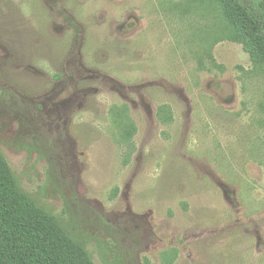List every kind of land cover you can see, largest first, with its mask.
Instances as JSON below:
<instances>
[{
	"label": "rangeland",
	"instance_id": "1",
	"mask_svg": "<svg viewBox=\"0 0 264 264\" xmlns=\"http://www.w3.org/2000/svg\"><path fill=\"white\" fill-rule=\"evenodd\" d=\"M0 151L95 264H264V65L220 0H0Z\"/></svg>",
	"mask_w": 264,
	"mask_h": 264
},
{
	"label": "trees",
	"instance_id": "2",
	"mask_svg": "<svg viewBox=\"0 0 264 264\" xmlns=\"http://www.w3.org/2000/svg\"><path fill=\"white\" fill-rule=\"evenodd\" d=\"M220 1L239 40L264 65V0ZM134 132V126L127 128L126 137ZM0 264H95L86 245L58 217L20 189L1 151Z\"/></svg>",
	"mask_w": 264,
	"mask_h": 264
}]
</instances>
